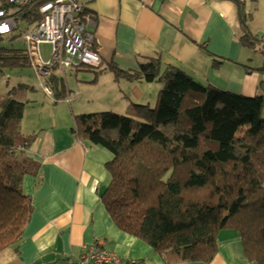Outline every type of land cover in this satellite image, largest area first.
Instances as JSON below:
<instances>
[{
	"label": "trees",
	"instance_id": "obj_1",
	"mask_svg": "<svg viewBox=\"0 0 264 264\" xmlns=\"http://www.w3.org/2000/svg\"><path fill=\"white\" fill-rule=\"evenodd\" d=\"M231 1L243 44L263 48L248 31L246 1ZM0 8L15 7L0 0ZM38 9L33 3L21 10L28 29L40 20ZM26 66L27 48L0 47V67ZM60 70L43 75L58 100L70 92ZM111 70L117 79L162 85L155 107L133 103L129 114L75 117L74 133L112 153L101 199L118 228L147 243L166 264L212 262L220 232L233 230L247 260L264 264V96L223 91L179 68L161 71L158 60L134 73L115 65ZM29 89L20 84L0 100V254L20 242L34 210L23 191L25 177L38 178L40 171L29 155L35 136L22 128V92Z\"/></svg>",
	"mask_w": 264,
	"mask_h": 264
},
{
	"label": "crops",
	"instance_id": "obj_2",
	"mask_svg": "<svg viewBox=\"0 0 264 264\" xmlns=\"http://www.w3.org/2000/svg\"><path fill=\"white\" fill-rule=\"evenodd\" d=\"M80 1L95 21V50L102 64L96 70H60L78 97H52L57 117L51 124L45 126L40 117L37 129L28 123L30 128L23 130L35 136L29 155L40 164L38 178L26 176L23 182L34 210L20 242L0 254V264H68L97 243L119 257L120 264H166L109 215L101 195L109 184L106 164L112 153L74 133L75 117L106 111L129 114L133 103H157L154 90L159 85L117 79L111 70L115 65L134 73L156 60L161 71L179 68L223 91L264 96V47L243 44L238 8L231 0ZM245 1L248 31L264 43V0ZM64 114L66 122H60ZM218 240L212 262L187 264H252L237 232L223 230Z\"/></svg>",
	"mask_w": 264,
	"mask_h": 264
},
{
	"label": "built area",
	"instance_id": "obj_3",
	"mask_svg": "<svg viewBox=\"0 0 264 264\" xmlns=\"http://www.w3.org/2000/svg\"><path fill=\"white\" fill-rule=\"evenodd\" d=\"M14 9L0 8V37L8 36L22 19L21 10L31 4H39L40 20L32 23L25 36L30 66L40 75H46L51 68L62 71L82 67L99 68L101 55L95 50V21L80 0H7ZM50 44L53 55L50 61H43L39 46ZM44 90L51 94L49 86ZM120 264L115 254L98 243L87 247L86 252L68 264Z\"/></svg>",
	"mask_w": 264,
	"mask_h": 264
},
{
	"label": "rangeland",
	"instance_id": "obj_4",
	"mask_svg": "<svg viewBox=\"0 0 264 264\" xmlns=\"http://www.w3.org/2000/svg\"><path fill=\"white\" fill-rule=\"evenodd\" d=\"M29 21H22L21 19H18L17 24L19 25L18 29L14 32L12 37L10 35L5 36L3 38H0V47H7V48H22L26 49L27 44L25 41V36L29 33L28 26L30 23ZM10 37L13 41L10 40ZM40 55L43 59V61L47 62L50 61L53 55V46L50 44H41L39 46ZM67 83L73 88L72 81ZM144 85L148 87L149 85H152L151 83H147L144 81ZM156 83V82H155ZM20 84L28 85L30 88L26 92H22L24 95L25 100L27 101L28 107V122H25L24 131H27L29 124L31 123V127L35 128L37 125L38 120L40 117L45 120V126H49L51 124L52 119L54 117H57V114L54 113L56 110V104L55 99L52 97H55L53 93L48 94L44 89L43 85H46L45 78L38 74L35 69L30 66L26 67H19V68H13V69H4L0 67V100L3 99L7 94L12 90L14 87H18ZM155 85H159L158 88H156L155 93L159 92V89L161 88L160 83H156ZM158 90V91H157ZM150 91V90H149ZM77 89L74 90V92H69L68 95H71L72 98H76L77 96ZM53 95V96H51ZM156 103H151V107H155ZM59 107L65 108L64 103H60ZM47 111V112H45ZM61 118L58 119L60 122L65 121L67 116L64 114ZM41 119V120H42ZM39 126H37L35 129H37ZM11 248V247H10Z\"/></svg>",
	"mask_w": 264,
	"mask_h": 264
}]
</instances>
